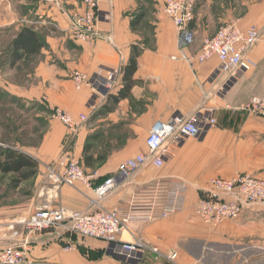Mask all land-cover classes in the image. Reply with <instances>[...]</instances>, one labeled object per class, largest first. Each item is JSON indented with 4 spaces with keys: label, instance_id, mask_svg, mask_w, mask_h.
I'll use <instances>...</instances> for the list:
<instances>
[{
    "label": "crops",
    "instance_id": "1",
    "mask_svg": "<svg viewBox=\"0 0 264 264\" xmlns=\"http://www.w3.org/2000/svg\"><path fill=\"white\" fill-rule=\"evenodd\" d=\"M58 2L59 6H54L40 0H0V27L17 31L30 24L44 34L46 41L31 88L7 83L1 87L22 101L42 102L49 114L50 108L57 107L75 119L80 115L87 118L74 132L61 123L50 122L42 146V151H50L44 154L39 150V156L31 155L39 163L33 196L27 204L12 210L16 215L10 218L14 220L0 218V250L13 242L4 226L29 216L35 209L47 206L88 210L91 190L81 183L53 187L46 179V164L60 158L76 159L87 174L97 173L96 182L100 183L114 177L123 161L147 153L145 141L157 121L213 110L217 121L214 127L197 139L167 142L170 155L164 157L161 167L147 164L129 180L119 182L102 206L125 213L132 206L152 203V221L132 222L121 239L141 238L162 251H176L179 264L264 262V207L243 205L238 219L216 227L205 225L194 211L198 199L210 191L214 178L229 179L246 173L264 180V117L236 110L252 96H264V40L247 53L255 67L226 83L216 57L195 66L180 58L181 52L194 53L198 48L194 52L192 48L181 51L177 29L162 12L164 0H99L100 38L90 45L74 42L68 36L69 15L81 11L80 0ZM141 12L143 18L132 28L131 21ZM235 21L243 29H263L264 0H196L190 29L197 36V44H201L220 26ZM134 48L138 56L133 85L126 98L113 104L111 97H116L124 86L122 70ZM100 68L118 74L114 89L92 109V91H75L69 74L78 70L90 75ZM89 138L91 162L85 165L83 149ZM172 183L185 188L182 208L162 217ZM161 185L165 188L160 190ZM71 237L60 229L34 234L26 246L29 260L32 264H137L114 257L106 242ZM68 245L74 246L73 250H66ZM89 252L99 253V261L88 259ZM138 264L154 263L144 257Z\"/></svg>",
    "mask_w": 264,
    "mask_h": 264
},
{
    "label": "built area",
    "instance_id": "2",
    "mask_svg": "<svg viewBox=\"0 0 264 264\" xmlns=\"http://www.w3.org/2000/svg\"><path fill=\"white\" fill-rule=\"evenodd\" d=\"M40 1L59 6L58 0ZM195 3L196 0H164L163 3L162 12L177 29L181 51L189 50L194 44L189 24L194 17ZM80 4L81 11L69 15L68 36L74 42L90 45L100 38L97 30L100 20L99 0H80ZM260 40H264V28L250 26L243 29L236 21L228 22L220 26L213 37L204 39L198 51L181 52L180 58L190 66H195L216 57L219 62L218 71L226 77L228 83L255 67L247 53ZM117 74L102 68L90 75L74 70L69 78L77 89L87 87L92 91L89 108L93 109L114 89ZM224 87L219 90L220 94L224 92ZM236 110L264 117V96H252ZM50 117L58 120L70 132H74L80 124L87 121L85 115L75 119L57 107L50 108ZM216 124L213 110L198 111L189 117L174 116L167 122L157 121L145 141L147 153H139L123 161L118 165L114 177L106 178L100 183L96 182L97 173L87 174L76 159L60 158L48 163L45 165L46 179L53 187H74L76 183H81L91 190L88 210L75 211L64 207L45 206L15 221V224L29 235L60 229L70 236L101 240L110 245L109 251L114 257L128 263H141L145 257L154 264H179L176 251H162L141 238L132 237L128 241L121 239V234L128 232L132 222L152 221V203L143 207L132 206L130 211L120 213L117 209H105L102 202L116 190L119 182L129 180L145 165L161 167L164 157L170 155L165 146L167 142L178 143L183 138H200L208 128ZM210 186L208 194L199 198L194 208L196 216L207 226L216 227L225 221L238 219L243 205L256 204L264 207L263 179L240 173L229 179L214 178L210 181ZM184 189L183 184H171L162 206V217L182 208ZM12 241L11 245L0 250V264H32L26 249L29 239L17 241L12 238ZM73 248L74 246L68 245L65 249Z\"/></svg>",
    "mask_w": 264,
    "mask_h": 264
},
{
    "label": "rangeland",
    "instance_id": "3",
    "mask_svg": "<svg viewBox=\"0 0 264 264\" xmlns=\"http://www.w3.org/2000/svg\"><path fill=\"white\" fill-rule=\"evenodd\" d=\"M252 1L255 2L256 0ZM149 7L151 8V6ZM26 26L31 25L26 24ZM6 29L8 31L10 30L8 27H0V52L7 44V38L1 34ZM191 31L194 36V44L192 47V51L195 47H197L199 50L202 43L197 44V36L193 30ZM39 32L42 33L41 31ZM216 33L217 31L210 37H213ZM40 62L41 56L27 57L22 62H20L14 69H9L7 67L6 59L3 60L0 58V92H3V88L1 87L2 83H7L12 86H18L21 89L31 88L33 83H35L34 72ZM73 89L75 91H80L83 88L77 89L76 86L73 84ZM20 104H23V106ZM20 104H9L5 101L4 104H0V148L10 147L13 150L22 153H28L32 156H39L36 154L37 152H39V150H41V152H44V154H47L50 149L45 148V150L42 151V146L44 144L47 132L49 131V129H51L50 122H60L50 117L48 109L42 102L38 103L31 101L23 102ZM12 182V175H0V218H10V216L16 215L12 210L19 209L21 206H24L23 204H27L33 196L35 185L34 178L30 181L23 183L16 190L11 189L10 186L12 185ZM164 188V185H161L160 190ZM10 219L12 220L13 218ZM4 227L8 231L7 234L9 235V237L14 238V240H25L34 236L33 234L29 235L23 232L20 229V226L15 224V221L7 223ZM73 238L76 239V236L71 237V239ZM79 249L81 250L80 247ZM81 253L85 254L84 252ZM87 257L88 259H91L93 261H99V253L89 252L87 254ZM259 264H264V262Z\"/></svg>",
    "mask_w": 264,
    "mask_h": 264
},
{
    "label": "trees",
    "instance_id": "4",
    "mask_svg": "<svg viewBox=\"0 0 264 264\" xmlns=\"http://www.w3.org/2000/svg\"><path fill=\"white\" fill-rule=\"evenodd\" d=\"M196 6V3H195ZM144 12H141L133 21H131V27L134 28L140 20L143 18ZM191 28V24L189 25ZM7 38V44L0 52V58L6 59L7 67L14 69L20 62L27 57H38L41 55V51L46 47V41L44 34L38 32L32 26H23L17 31L10 28L4 30L2 33ZM138 51L136 48L133 49V55L129 59L128 64L123 68V82L124 86L120 90L116 97H111L112 103L116 104L121 99L126 98L130 89L133 85L132 77L136 71V59ZM6 103H23L20 98L9 94L3 89L0 92V104ZM23 106V104H20ZM90 139L83 149V160L85 165H90L91 156L90 152L92 146L90 145ZM38 172V162L30 154L22 153L11 149L10 147L0 148V175L2 176H13V182L10 186L11 189H18L23 183L32 180Z\"/></svg>",
    "mask_w": 264,
    "mask_h": 264
},
{
    "label": "water",
    "instance_id": "5",
    "mask_svg": "<svg viewBox=\"0 0 264 264\" xmlns=\"http://www.w3.org/2000/svg\"><path fill=\"white\" fill-rule=\"evenodd\" d=\"M103 92H105V91H103Z\"/></svg>",
    "mask_w": 264,
    "mask_h": 264
}]
</instances>
